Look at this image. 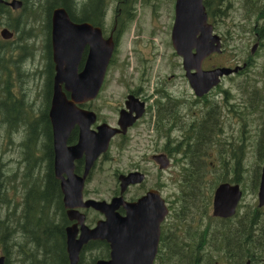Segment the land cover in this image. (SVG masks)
<instances>
[{
    "label": "flooded vegetation",
    "instance_id": "1",
    "mask_svg": "<svg viewBox=\"0 0 264 264\" xmlns=\"http://www.w3.org/2000/svg\"><path fill=\"white\" fill-rule=\"evenodd\" d=\"M209 1L211 2L213 0H207V2ZM238 1H240V10L243 11L242 14L245 17L248 19L258 18L261 22L264 21V0ZM85 3H88V0H85ZM257 5H259V8H257ZM25 18L30 17L26 16ZM105 18H107V16L103 18V25L92 23L91 25L99 27L105 39L111 37L114 48L112 55H110V62L106 67L107 70L97 96L91 101L79 104L76 103L75 107L91 110L95 113V121L90 125V131L96 132L97 127L102 124L116 128L118 131L107 142L108 147L106 151L97 154L94 161L87 164L91 157L89 153L83 151H81V153H73L71 149V147L79 141L81 132L80 125L75 123L69 128L67 133L65 132L62 137L59 138L61 147H64L62 150L64 152V158L61 162L59 161L62 167H57V170L55 169L54 135L50 124L51 121L48 120L49 107L52 100L51 95H53L54 64L52 59H50V27L48 25L50 17L47 16L46 19L48 20L46 22L48 32L46 33L47 37L43 45L44 47L41 50L34 48L36 54L34 58L35 61L32 62V72L35 78L32 83L34 86L33 94L29 96L28 90L24 88L20 96H18V98L22 99L23 103L19 102L18 107L13 103V100H6V104H12L7 109H14V114L17 112V115L20 113L24 114L26 120H24L25 123L23 127L12 131L10 136L5 133L1 134L2 136L0 138V178L2 180L0 184L3 189L1 193L10 200L11 205L18 203L17 207L12 208L10 212L8 207L3 206V219H6L7 224L9 222L8 212L17 215V211L22 205V196L27 194L28 190L30 191L28 195L33 197L37 198L40 195L47 197V218L45 221H42L46 224V227H48L47 232L53 236L55 235L64 243L65 253L67 254L65 242L67 237L66 230L68 228L77 231L76 237H79L82 226L92 229L99 221L105 219V214L102 211L96 208L94 209L91 206H84L82 205L83 202L92 199L96 201H105L108 204L113 198H119L114 212L120 217H124V215H126L124 203L137 202L148 193H151L156 195L159 199L157 203H159L160 207L163 202L168 208V213L165 214L159 222L157 250L155 251L156 254L152 264L166 263V238L168 236L171 237V235L174 236V239L177 241L184 240L186 243L188 235L189 237L195 234L200 236L199 244H202V246L200 249L201 254L198 258L203 262L206 260L209 261L210 256H212V249H209V245L212 244V239L211 237H205V231L199 234L198 230L196 231V227H194L195 229L192 227L194 225H199L205 228L207 223L203 222V215L184 216L183 218L187 220L186 223L177 221L174 223L177 217L172 214L171 210L178 211L179 208L173 205V202H171L169 198L167 199L165 189L167 186V178H171L167 176V173L170 174L168 170L172 165L180 168L179 177H181L184 167L190 165L195 166L198 165V163L207 164L210 162L207 156L209 154L214 156V149L210 147L204 159H195L198 149V133L199 130L205 128L203 125L207 122L204 113H208L210 116L212 113H215L212 108H206V105L202 106V102L207 103L211 101L209 97L215 91V88H210V90L202 96L195 95L193 90L191 94H187L186 90L181 87L178 90L177 84H171L170 81H172V77H174L172 74L163 79L160 76L155 77L153 75L151 83H149V67L146 66L144 69L143 66L145 65L142 64L140 70L136 71L134 67H131V72H129L128 68L117 67L116 55L118 51H120L119 46L121 44L119 40L120 28L117 27L115 18L112 19L111 24ZM78 21L84 22L83 20ZM115 31H117V33H115ZM257 35L260 36L258 33H255V38L258 37ZM257 40L255 48L253 49L252 47L253 50L250 49L251 56L241 62L243 66L242 69L230 75L244 74L252 69L251 61H253V53L257 45H261V41L258 38ZM85 53L86 50L83 49L78 69L83 66ZM33 54L34 53H32V55ZM32 55L29 54V58L32 59ZM11 60L15 59L11 57ZM180 65L182 67V64ZM203 65L206 67L205 64ZM204 67L203 69L213 68ZM138 71H141L142 76L135 77L133 73L136 72L139 74ZM110 72L113 73L111 91L107 90V80ZM227 76L229 75H226V77ZM166 83L170 84L167 85ZM185 83L187 86H190L187 79ZM191 89L190 86V90ZM238 90L240 93L234 97L236 104H229L226 106L235 111L229 113L226 110L227 114L222 113L217 118V121L220 123L218 126L221 129L226 128L231 131L236 128L232 125L234 123L232 119L234 118L238 123L237 119L241 120L242 114L245 113L247 109L255 106V102H257L254 99L246 100V97L243 96V91L240 89ZM12 95L16 97L14 93H12ZM63 95H65L68 100H71V95L68 90L64 89ZM229 97V90L226 89L223 100L224 103L228 102L227 99H229ZM191 105L197 108L202 107V109L190 110ZM259 112L260 113L251 120L250 124L238 125V132L241 129V133L245 135L247 131L251 133H260V141H262V136L264 134V112ZM121 113L126 114V126L124 128L119 123V116L122 115ZM250 114L254 115L255 112H251ZM40 122L44 123L45 126H38ZM222 133H227V131H222ZM258 135L259 134L256 136ZM226 139L228 140L227 137ZM257 139H259V136ZM12 146H14L15 149H9ZM192 150L195 151V153L189 152ZM164 158L167 164L165 167H160L159 163L163 162ZM225 159L229 160V162L235 161L228 155H226ZM210 169H212V167H210ZM230 170L231 168H227V172ZM104 171L106 172V181L105 185L102 186L100 176ZM136 172L142 174L143 179H139V176L132 174L128 178L130 180L129 183L124 186L119 179L120 176ZM244 176L245 174L242 175L243 178ZM61 181H64L63 189ZM69 182H72L73 185ZM181 182L182 177L179 186ZM222 182L219 181L217 185ZM232 183L235 184L234 182ZM237 184L240 186L239 183ZM79 186L80 192H78ZM215 188L216 187H214V189ZM46 189L48 192L43 193ZM79 193H81L82 203L78 198ZM71 196H73V199L70 198ZM178 199L179 195L177 190V201ZM160 200L161 203L159 202ZM177 201H175L176 205L181 199ZM195 210L196 209H193V211ZM187 212L186 209V213ZM159 213L160 211H157L154 214V219H160ZM168 225L171 226L172 232L167 235L166 226ZM207 225L210 227L207 232H211L212 225L209 223ZM185 229H187L188 233ZM87 245H91V248L85 253L87 259L97 254L99 256L94 260V264H96V261L99 259L109 258V244L105 240L98 238L97 240L89 239L83 245L81 251ZM77 264H80L79 261Z\"/></svg>",
    "mask_w": 264,
    "mask_h": 264
},
{
    "label": "water",
    "instance_id": "2",
    "mask_svg": "<svg viewBox=\"0 0 264 264\" xmlns=\"http://www.w3.org/2000/svg\"><path fill=\"white\" fill-rule=\"evenodd\" d=\"M204 0H175L174 19L172 23L170 41L175 53L181 57L185 78L195 95L202 96L210 88L220 83L223 76L237 72L238 68L217 66L212 69H203L201 63L213 53L222 51L220 35L214 32L213 25L208 21ZM12 10L21 9L22 0H0ZM50 47L51 58L54 64L53 95L49 107V121L53 130L55 145V169L64 158V147H61L59 138L75 123L81 127L79 141L71 147L72 152L83 151L90 154L87 164L105 152L109 139L118 131L106 124L99 125L96 132L90 131V125L95 121V113L87 109L75 107L76 103H85L93 100L99 91L105 76L106 67L110 62V55L114 48L111 37L104 38L100 28L89 22H74L63 6L52 8L50 14ZM13 32L7 27L0 28V38L10 39ZM256 45L253 46V49ZM83 49L86 50L84 63L80 69ZM252 49V50H253ZM68 90L71 100L64 94ZM119 123L126 126V114L121 113ZM65 146V145H64ZM89 156V155H86ZM167 164L164 158L160 167ZM257 190V206H264V166L260 170ZM136 174L139 179L143 175L130 173L121 175L124 186L129 183V176ZM70 183V182H69ZM73 185V183H70ZM62 189L64 181H61ZM70 185V188L72 189ZM80 192V186L78 188ZM77 192V193H78ZM73 199V196L70 197ZM82 203L81 193L78 196ZM156 198V199H155ZM242 189L235 183L222 182L216 186L212 197V215L220 218L231 217L235 214ZM156 195L148 193L137 202L124 203L126 215L120 217L114 208L119 198H113L108 204L105 201L86 200L84 206H91L105 214V219L88 229L81 227L79 237L77 231L68 228L66 237V252L70 264H77L80 251L89 239H102L109 244V258L99 259L96 264H152L157 250L158 226L165 214L167 206L157 203ZM159 212L160 219H154ZM4 263L0 256V264Z\"/></svg>",
    "mask_w": 264,
    "mask_h": 264
},
{
    "label": "trees",
    "instance_id": "3",
    "mask_svg": "<svg viewBox=\"0 0 264 264\" xmlns=\"http://www.w3.org/2000/svg\"><path fill=\"white\" fill-rule=\"evenodd\" d=\"M23 6L20 12L11 11L8 6L0 3V28L2 26H7L10 30L18 32V38L25 42L26 39L35 35L33 34L37 25H41L48 32L47 20L41 22L42 17L49 16L51 14L52 8L57 6H63L68 12L70 19L72 21L81 22L78 20H83L84 22H90L92 24L103 25V18L106 16L108 6L112 2L116 3L118 7L122 8L120 14L117 13L118 18L122 16H132L134 6L137 0H22ZM205 0L203 3L205 5L207 14L210 15L209 2ZM215 8V7H213ZM117 12V11H116ZM128 12V13H127ZM26 15L30 18L21 19L16 16ZM133 17V16H132ZM209 17V16H208ZM117 18V19H118ZM50 27V23H48ZM260 36L264 39V23L261 24ZM45 33V34H46ZM117 33V31H115ZM47 37V34H46ZM263 41L261 42L262 45ZM0 40V47H1ZM22 49L26 48V44H22ZM2 52L0 51V134H7L10 136L12 131L17 130L24 126L26 116L22 113L17 115L14 114V109H7L12 104H6V100H13V103L17 105L18 103H23L22 99L18 97H13V84H15L14 74L18 71V66L16 60H11L7 56L2 57ZM19 74V72H17ZM20 75L22 73L20 72ZM263 88L257 90L253 93L248 94V99H254L258 102V105L247 109V113L250 114L258 109L264 112V83ZM241 88V87H240ZM243 92H246L241 88ZM226 93V90H222ZM212 108L215 113L205 114V128L199 130L198 133V149L197 157L205 158L208 153V149L213 147L216 154V163H221L220 169L222 173L220 178L214 182L208 180L206 177L207 173L212 171L217 164L212 163H198V165H190L183 168V173L181 175L182 182L178 189L179 199L178 211H171L177 219L174 223L184 222V216H194V215H207L210 225H212L211 232H207L210 228L206 224L205 228L199 225H194L196 231L201 234L205 231V237H211L212 244L209 245V249H212V256H210L209 261H200L198 256L201 254L200 236L193 235L187 237V243L184 240L177 241L174 236H168L167 239V256L165 264H264V206L258 207L257 204L251 208L242 210L239 213L238 209L235 210V214L231 217L220 218L209 214V209L212 203V194L214 187H216L219 181L223 182H234L239 183L243 193L245 194V187L243 186L245 178L242 175L247 173L253 174V191L256 193L257 185L260 178V166H256L254 170L245 166L242 162L244 156H248L250 150V142L253 141L257 149L263 148V141L259 139L253 140L249 139L252 134L247 131V134L239 133L229 136L228 140L222 133L218 125L217 118L220 116V110L217 109L212 103L206 105V108ZM223 109L221 106H219ZM226 110L231 113L235 110L226 107ZM18 111V109H17ZM38 126H45L44 123L40 122ZM222 134V137H221ZM264 137V134H263ZM1 138V135H0ZM195 153V151H189ZM228 155L231 159L235 161L226 160L225 157ZM237 162V163H236ZM212 167V169H210ZM227 168H231L233 173L230 177H225L227 174ZM251 171V172H250ZM247 173V174H248ZM250 175L248 174V177ZM0 178V183H1ZM3 189L0 184V208L8 207L9 212L12 208L17 207V204L11 205L10 200L1 193ZM27 194L22 196V205L17 211V215L21 216L22 221H15L22 235L21 240H17L13 235V228L6 224V219L0 220V243L2 246V255L4 258L3 264H69V260L66 257L65 246L61 240H59L55 235H51L47 232L48 227L42 220L47 218V202L48 198L39 196L33 197ZM46 189L43 193H47ZM41 193V192H40ZM243 204L240 203L239 207ZM187 209V213H186ZM193 209H196L193 211ZM8 212V216H10ZM230 222V223H228ZM166 234L172 232L170 225L166 226ZM57 234V233H56ZM202 239V238H201ZM91 248V245H87L79 254L80 264H94V260L99 256L98 254L91 258H86L85 253ZM102 248V247H101ZM158 264V263H155Z\"/></svg>",
    "mask_w": 264,
    "mask_h": 264
},
{
    "label": "rangeland",
    "instance_id": "4",
    "mask_svg": "<svg viewBox=\"0 0 264 264\" xmlns=\"http://www.w3.org/2000/svg\"><path fill=\"white\" fill-rule=\"evenodd\" d=\"M175 0H137L134 6L133 17L119 16L122 12V8L116 6L117 4L112 2L110 6H108L106 16L110 24L113 18L116 19L117 27L120 28V51H118L116 55V65L120 68H128L129 72L132 71L131 67L135 68L136 70H140V66H143L144 69L147 67L150 68L149 75L150 81L155 77H162L165 78L169 75H174L172 77L171 84H177L178 90L180 87L186 90L187 94H191L192 90H190V86L186 85L184 78V70L181 67V57L175 53V50L172 46L170 33L171 27L174 19V3ZM210 15H208V21L213 25V30L215 33L220 35V39L222 41L220 53H213L209 57L203 61L206 67H217V66H225L231 68H238L237 72L242 69V63L248 57L251 56L252 47L258 41L257 38L263 43L262 45H257L255 52L253 53V61L252 69L244 74H235L229 76H223L222 80H220V84L215 88V91L210 95L209 99L210 102L203 103L202 106L208 105L212 103L218 110H220V115L222 113L227 114L226 106L229 104H236L234 97L240 93L238 89H244L246 92H243V96L248 99V94L253 93L257 90L263 88L264 83V39L261 36L255 38V33L260 35L261 32V22L258 18L248 19L242 13L243 11L240 10V1L238 0H213L209 2ZM254 7V5L252 4ZM215 7V8H213ZM259 8V5H257ZM14 12H20L18 10H11ZM117 11V12H116ZM128 13V12H127ZM21 19L25 18L26 15L16 16ZM118 18V19H117ZM46 21V16L42 17L41 22L44 23ZM261 22V23H260ZM109 28V27H108ZM13 35L10 39L1 40V47L0 51L3 53V56H8L14 58L17 62L18 71L14 74L15 84H13V92L16 97L20 96V93L24 88L28 90L29 96L33 94V81L34 76L32 72V62L35 61V49L38 50L43 49V45L45 44L46 40V30L41 25H37L36 29L34 30L32 37L26 39L25 42L21 41L18 38V32L13 31ZM26 44V48L22 49V44ZM261 44V43H260ZM131 47V50H130ZM32 53H34L32 55ZM29 54L33 56V58H29ZM202 67V68H203ZM20 72L22 75H20ZM138 73L134 72L135 77L142 76L141 71ZM235 72V73H237ZM234 74V73H231ZM185 79V80H184ZM113 80V73L110 72L108 77V85L107 90L111 91V85ZM187 82V81H186ZM169 85L170 83H166ZM241 87V88H240ZM229 90L230 97L227 99V103H224V96L226 93L222 92V90ZM177 90V89H176ZM242 91V90H241ZM105 94V93H103ZM255 105H258V102H255ZM223 106V110L219 107ZM201 108L197 107H190V110H200ZM204 109V107H203ZM203 111V110H202ZM263 111L258 109L254 115L248 114L246 111L242 114V119L238 120V123L233 118L232 120L236 128L227 130L223 128V131H227L225 138H229V136L240 134L238 132V125L242 124H250L251 120L255 118L260 112ZM226 122V121H225ZM237 124V125H236ZM247 134V132H245ZM2 134V133H1ZM0 134V135H1ZM256 133H252L249 136V139L256 140L258 136ZM2 136V135H1ZM222 137V134H221ZM263 137V136H262ZM264 142V137L262 139ZM1 144V142H0ZM249 146L250 152L248 156H244L242 162H244L245 166L254 170L256 166L261 167L264 166V151L261 149H257L254 145V142L251 141ZM1 146V145H0ZM264 148V143H263ZM9 149H15L12 146ZM214 149V148H213ZM207 156V154H206ZM8 157V156H7ZM215 151L214 156L209 154L207 159L210 160L212 163L217 164L219 166H215L212 171H210L206 176V178L212 182L220 178V174L222 173L220 169L221 163H216L215 161ZM170 174L167 173V186L165 189L167 199L169 198L172 204H176L177 201V188L181 181L180 176V168L178 166H171L168 170ZM251 172V171H250ZM233 171L232 169L225 174V177L232 176ZM248 173V170H247ZM245 174L243 186L245 187V194L243 193L242 198L239 201V204L242 203L243 205L239 207L237 205V209L239 213H242V210L248 209L253 207L257 204V191L256 193L253 191V174L248 173ZM180 178V179H179ZM106 179V172H102L100 176V180L102 181V186L105 185ZM179 179V180H178ZM259 184V183H258ZM258 190V187H257ZM172 211V210H171ZM212 204L211 208L209 209V214H212ZM8 212V211H7ZM8 214V213H7ZM9 222L8 226L13 228V235L17 240H21V233L19 231L18 226L16 225L15 221H22L23 218L21 216L16 215L15 213H9ZM4 209L0 208V220H3ZM208 215V214H207ZM207 215H203L204 223H210ZM16 219V220H14ZM193 228L195 226H192ZM195 229V228H194ZM187 232V229H185ZM188 233V232H187ZM189 236V235H188ZM3 241H0L2 243ZM2 246L0 245V255H2Z\"/></svg>",
    "mask_w": 264,
    "mask_h": 264
}]
</instances>
